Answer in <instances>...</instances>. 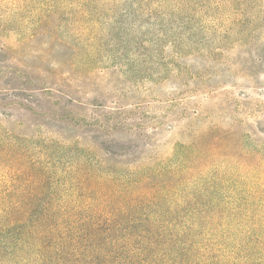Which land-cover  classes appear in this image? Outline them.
I'll return each instance as SVG.
<instances>
[{
	"label": "rangeland",
	"instance_id": "obj_1",
	"mask_svg": "<svg viewBox=\"0 0 264 264\" xmlns=\"http://www.w3.org/2000/svg\"><path fill=\"white\" fill-rule=\"evenodd\" d=\"M210 1L173 0L161 14L141 0H0V191L23 188L19 163L43 159L36 144H72L45 124L66 115L79 148H95L91 132L107 121L114 140L148 142L142 162L167 164L191 144L224 159L240 142L264 159V0H237L229 15ZM65 77L75 105L46 95L33 114L22 93Z\"/></svg>",
	"mask_w": 264,
	"mask_h": 264
},
{
	"label": "trees",
	"instance_id": "obj_2",
	"mask_svg": "<svg viewBox=\"0 0 264 264\" xmlns=\"http://www.w3.org/2000/svg\"><path fill=\"white\" fill-rule=\"evenodd\" d=\"M237 2L209 3L219 12ZM141 3L161 14L173 6V0ZM70 81L22 95L31 98L33 114L46 95L73 107ZM7 96L0 93V100ZM70 121L66 115L45 124L69 134L72 144L57 150L36 144L39 151L33 146L32 152L41 161L16 162L23 188L0 191V264H264V159L258 152L240 142L231 157L219 159L209 147L197 155L191 144L178 149L177 158L171 149L167 164L142 162L136 154L149 146L146 140L120 143L106 121L91 132L96 147L79 148ZM60 151L71 154L65 166L55 162ZM112 160L123 165H105ZM57 164L63 167L58 173Z\"/></svg>",
	"mask_w": 264,
	"mask_h": 264
}]
</instances>
